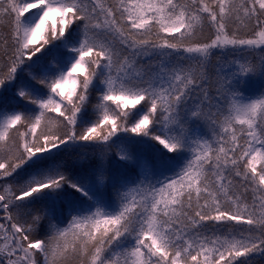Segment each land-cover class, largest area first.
<instances>
[{"label":"snow or ice","instance_id":"snow-or-ice-1","mask_svg":"<svg viewBox=\"0 0 264 264\" xmlns=\"http://www.w3.org/2000/svg\"><path fill=\"white\" fill-rule=\"evenodd\" d=\"M264 264V0H0V264Z\"/></svg>","mask_w":264,"mask_h":264},{"label":"trees","instance_id":"trees-1","mask_svg":"<svg viewBox=\"0 0 264 264\" xmlns=\"http://www.w3.org/2000/svg\"><path fill=\"white\" fill-rule=\"evenodd\" d=\"M257 264H261V262L258 261Z\"/></svg>","mask_w":264,"mask_h":264}]
</instances>
